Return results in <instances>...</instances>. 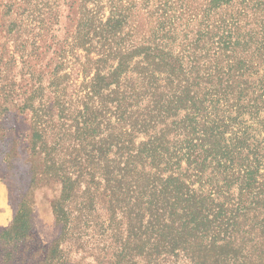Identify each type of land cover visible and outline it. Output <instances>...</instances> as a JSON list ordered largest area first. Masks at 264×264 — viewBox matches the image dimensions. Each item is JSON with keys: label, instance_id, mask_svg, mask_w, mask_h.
Masks as SVG:
<instances>
[{"label": "trees", "instance_id": "obj_1", "mask_svg": "<svg viewBox=\"0 0 264 264\" xmlns=\"http://www.w3.org/2000/svg\"><path fill=\"white\" fill-rule=\"evenodd\" d=\"M201 5L160 0L138 44L122 13L100 33L83 24L100 44L86 96L97 128L86 118L82 156L46 174L66 198L79 184L81 204L111 205L104 264H264V0ZM30 217L22 207L0 240L32 238Z\"/></svg>", "mask_w": 264, "mask_h": 264}, {"label": "rangeland", "instance_id": "obj_2", "mask_svg": "<svg viewBox=\"0 0 264 264\" xmlns=\"http://www.w3.org/2000/svg\"><path fill=\"white\" fill-rule=\"evenodd\" d=\"M159 2L0 0V180L10 188L14 219L23 207L34 235L0 240L3 264H104L98 227L110 224L111 205L99 193L92 204H81L79 184L66 198L62 179L46 173L54 163L57 174L60 164L82 156L78 140L86 118L97 128V106L86 96L100 44L96 39L85 44L83 24L90 22L100 33L112 14L122 13L126 19L118 30L127 34L125 44H138L156 26L158 16L150 13ZM187 2L201 10L203 0Z\"/></svg>", "mask_w": 264, "mask_h": 264}, {"label": "crops", "instance_id": "obj_3", "mask_svg": "<svg viewBox=\"0 0 264 264\" xmlns=\"http://www.w3.org/2000/svg\"><path fill=\"white\" fill-rule=\"evenodd\" d=\"M10 188L9 186L0 180V235L4 230L9 229L14 220V208L10 201ZM40 209L42 210V207H36L34 209V215L37 218L38 214L40 213ZM46 214H50L51 210H47V208L43 209ZM49 218V217H48ZM51 220V219H50ZM0 264H3V256L1 254L0 250Z\"/></svg>", "mask_w": 264, "mask_h": 264}]
</instances>
